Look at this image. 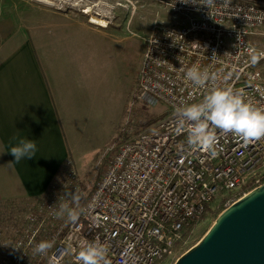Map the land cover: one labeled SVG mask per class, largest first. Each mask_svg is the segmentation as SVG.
<instances>
[{"label":"built area","instance_id":"obj_1","mask_svg":"<svg viewBox=\"0 0 264 264\" xmlns=\"http://www.w3.org/2000/svg\"><path fill=\"white\" fill-rule=\"evenodd\" d=\"M154 1L169 25H154L143 41L138 98L164 106L165 117L116 150L88 196L67 158L0 264H77L89 243L104 245L111 264H158L209 212L264 185V139L245 143L217 130L214 151L193 149L175 112L200 103L212 88H230L264 109V57L251 62L264 53V4L214 0L208 8L203 0ZM193 66L209 73L204 87L186 80ZM62 204L79 213L76 222L67 213L56 215ZM42 241L52 248L34 254Z\"/></svg>","mask_w":264,"mask_h":264},{"label":"rangeland","instance_id":"obj_2","mask_svg":"<svg viewBox=\"0 0 264 264\" xmlns=\"http://www.w3.org/2000/svg\"><path fill=\"white\" fill-rule=\"evenodd\" d=\"M91 17L102 19L105 28L91 24ZM154 25H169L168 14L154 0H0L1 32L14 44L32 41L56 91L75 146L68 160L85 196L116 150L166 115L164 106H148L138 98L143 41ZM70 53L77 56L81 70H76L73 58L76 71H58L69 62ZM76 81L85 84L79 88ZM33 205L26 200L0 202V260ZM224 210L216 207L193 224L173 254L158 264H175Z\"/></svg>","mask_w":264,"mask_h":264},{"label":"crops","instance_id":"obj_3","mask_svg":"<svg viewBox=\"0 0 264 264\" xmlns=\"http://www.w3.org/2000/svg\"><path fill=\"white\" fill-rule=\"evenodd\" d=\"M6 37L0 30V202L26 200L34 204L63 162L74 155L75 146L32 41L26 38L14 44ZM69 56V62L58 71L81 70L77 56ZM84 82L76 81V87L81 88ZM13 137L34 141L36 155L14 163L8 152L15 146Z\"/></svg>","mask_w":264,"mask_h":264},{"label":"clouds","instance_id":"obj_4","mask_svg":"<svg viewBox=\"0 0 264 264\" xmlns=\"http://www.w3.org/2000/svg\"><path fill=\"white\" fill-rule=\"evenodd\" d=\"M189 3V0H181ZM194 2V0H192ZM214 0H203L208 8ZM264 57V53L254 54L251 62L255 64ZM183 70V69H181ZM186 80L196 87H204L210 79L207 70L200 71L198 67L189 68L185 74ZM178 130L187 129V144L193 149L214 151L219 133L239 137L245 143L264 139V109L245 102L242 95L234 93L230 88H212L200 103H193L176 108ZM16 143L10 147V154L15 158L14 163L23 159H31L36 155L37 146L34 141L13 137ZM74 197V200H78ZM67 213L70 221L76 222L79 213L67 204H62L58 217ZM53 244L42 241L34 248V254H46ZM77 264H111L107 258V248L99 243H89L76 255Z\"/></svg>","mask_w":264,"mask_h":264},{"label":"water","instance_id":"obj_5","mask_svg":"<svg viewBox=\"0 0 264 264\" xmlns=\"http://www.w3.org/2000/svg\"><path fill=\"white\" fill-rule=\"evenodd\" d=\"M175 264H264V185L225 209Z\"/></svg>","mask_w":264,"mask_h":264},{"label":"bare ground","instance_id":"obj_6","mask_svg":"<svg viewBox=\"0 0 264 264\" xmlns=\"http://www.w3.org/2000/svg\"><path fill=\"white\" fill-rule=\"evenodd\" d=\"M85 13L88 14L89 11H85ZM90 23L93 24L94 26H98V27H101V28H105V26H106L105 22H103L102 19H97V18H94V17H91Z\"/></svg>","mask_w":264,"mask_h":264},{"label":"trees","instance_id":"obj_7","mask_svg":"<svg viewBox=\"0 0 264 264\" xmlns=\"http://www.w3.org/2000/svg\"><path fill=\"white\" fill-rule=\"evenodd\" d=\"M252 1H256V2H264V0H252ZM222 213L221 211L219 212V214ZM218 214V215H219Z\"/></svg>","mask_w":264,"mask_h":264}]
</instances>
